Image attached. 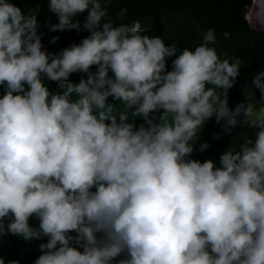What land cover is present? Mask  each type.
Returning <instances> with one entry per match:
<instances>
[{
    "label": "clouds",
    "instance_id": "clouds-1",
    "mask_svg": "<svg viewBox=\"0 0 264 264\" xmlns=\"http://www.w3.org/2000/svg\"><path fill=\"white\" fill-rule=\"evenodd\" d=\"M109 3L49 0L50 31L90 33L50 53L38 16L0 0V238L48 237L35 264H264V106L229 107L240 60L220 58L212 29L179 50L139 21L115 25ZM251 88L264 98V72ZM214 115L216 139L256 130L219 167L189 158Z\"/></svg>",
    "mask_w": 264,
    "mask_h": 264
},
{
    "label": "rangeland",
    "instance_id": "rangeland-1",
    "mask_svg": "<svg viewBox=\"0 0 264 264\" xmlns=\"http://www.w3.org/2000/svg\"><path fill=\"white\" fill-rule=\"evenodd\" d=\"M145 0H110L108 13L115 25H132L135 21L141 23L142 31L151 36H160L165 44H176L179 50L189 48L194 50L202 43V37L208 29L216 33L214 45L221 59H230V62L240 60V72L235 86L229 90V107L235 108L239 103H252L257 108L264 106V98L259 91L255 92L250 86V81L255 75L264 70V32L258 30L247 31L232 21L216 15L200 5L175 0L171 3H161L155 7H145L137 10V2ZM26 13H34L38 16L40 27L37 34L41 35L43 48L51 53H59L72 44H79L83 38L90 35L87 30L75 29L55 32L49 30V23H57L58 17L50 11L49 1H40L32 4L16 3ZM122 9H127L125 15L120 18ZM87 13H82L73 18L83 23ZM230 36L225 37L224 33ZM59 37L53 42L54 37ZM167 59V70H172V60ZM211 87V85H209ZM222 121L216 122L215 115L201 126L195 144L196 150L189 157L203 162L211 159L219 167L221 154L230 146L239 150L248 139L255 138V129L247 125H238L230 134H223L219 139L214 138L213 133H222ZM207 141L209 147L204 151L199 150L200 144ZM32 227L39 226L36 216L30 217ZM71 235L75 236L73 232ZM48 237L40 239L24 240L19 236L6 234L0 238V247H5L13 256V260L19 264H35V260L42 254L39 245L46 243ZM79 248V245H75ZM83 251V249H80ZM124 258L123 255L117 259Z\"/></svg>",
    "mask_w": 264,
    "mask_h": 264
},
{
    "label": "trees",
    "instance_id": "trees-1",
    "mask_svg": "<svg viewBox=\"0 0 264 264\" xmlns=\"http://www.w3.org/2000/svg\"><path fill=\"white\" fill-rule=\"evenodd\" d=\"M40 1H49V0H12V2L14 3H22L24 5L37 3ZM173 1L175 0H145V1L137 2L135 7L137 10H141L145 7H155L161 3H171ZM181 1L195 5H200L203 8L207 9L208 11L232 21L234 24L247 31L253 30L250 27L247 18L243 15V12L245 11L246 7L251 4L252 0H181ZM97 67L98 66L95 65L92 66L91 71L95 72L97 70ZM109 75H112V73L110 72ZM81 77L87 78V74L81 72L73 73L71 74L69 79L72 82L79 83ZM45 84L49 88L50 92L53 93L63 92L62 89H59L57 82L49 81L45 78ZM256 91H258V89H256ZM4 94H6V88L5 86L0 85V98H2ZM109 102L119 104V101H114L112 97H109ZM159 114H160L159 112L155 113V115H159ZM129 122H132L131 118H129ZM142 123H144L143 119L137 117L135 120L136 127L138 128ZM0 257H2L5 260V264H8L9 261H13L14 259L13 256L9 253V251L5 247H0Z\"/></svg>",
    "mask_w": 264,
    "mask_h": 264
},
{
    "label": "water",
    "instance_id": "water-1",
    "mask_svg": "<svg viewBox=\"0 0 264 264\" xmlns=\"http://www.w3.org/2000/svg\"><path fill=\"white\" fill-rule=\"evenodd\" d=\"M249 7H252L253 9L252 20L246 16V11ZM243 15L247 18V21L252 29L264 32V0H252L251 4L246 7L245 11L243 12ZM261 72H264V70H262ZM260 73H258L257 75H259Z\"/></svg>",
    "mask_w": 264,
    "mask_h": 264
},
{
    "label": "bare ground",
    "instance_id": "bare-ground-1",
    "mask_svg": "<svg viewBox=\"0 0 264 264\" xmlns=\"http://www.w3.org/2000/svg\"><path fill=\"white\" fill-rule=\"evenodd\" d=\"M252 7H249L246 11V16L252 20Z\"/></svg>",
    "mask_w": 264,
    "mask_h": 264
}]
</instances>
